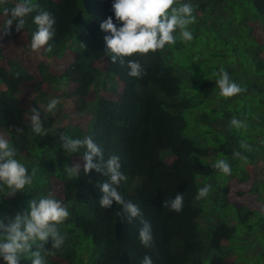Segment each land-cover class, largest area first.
Returning a JSON list of instances; mask_svg holds the SVG:
<instances>
[{
  "label": "trees",
  "instance_id": "trees-1",
  "mask_svg": "<svg viewBox=\"0 0 264 264\" xmlns=\"http://www.w3.org/2000/svg\"><path fill=\"white\" fill-rule=\"evenodd\" d=\"M20 2L0 6V135L16 148L32 183L14 195L0 184V213L14 217L29 210L31 199L63 201L70 215L57 227L65 243L40 249L46 264H140L146 254L153 264H264V0H178L174 7L198 6L188 26L193 39L183 41L177 30L175 44L125 57L123 65L106 53L110 33L100 28L109 16L115 22L113 0H29L34 11L17 32L3 9ZM42 11L56 21L51 52L30 46L33 18ZM131 59L142 64V78L128 75ZM221 68L244 91L221 96ZM48 96L71 103L67 122L47 111ZM32 108L47 132L42 137L32 129ZM233 118L247 126H231ZM199 123L206 126L202 138ZM61 134L92 136L105 159L119 156L127 179L118 191L151 223V249L139 243V220H122L115 202L99 206L96 184L108 177L85 174L84 149L66 152ZM208 155L214 157L199 159ZM220 159L231 175L212 167ZM77 162L80 174L70 179L64 166ZM205 185L209 195L197 200ZM177 194L184 196L179 213L163 207ZM31 259L22 254L20 264Z\"/></svg>",
  "mask_w": 264,
  "mask_h": 264
},
{
  "label": "clouds",
  "instance_id": "clouds-1",
  "mask_svg": "<svg viewBox=\"0 0 264 264\" xmlns=\"http://www.w3.org/2000/svg\"><path fill=\"white\" fill-rule=\"evenodd\" d=\"M7 2L8 0H0V6L6 5ZM177 3L178 0H113L111 10L115 16V22L113 17L109 16L100 23L101 30L110 33L104 36V41L106 53L110 54L111 61L113 63L119 61L123 65L125 57H132L137 53L145 55L163 49L166 44H175L174 33L177 30L183 41H191L193 33L188 30V26L195 23L196 18L193 12L198 6L184 3L174 7L173 5ZM3 10L7 16L10 14L7 21L8 27L15 21V30L21 32L25 28L26 17L34 11V6L29 0H23L14 7H4ZM33 23L37 26V30L32 33L31 49L39 51L47 45L46 51L51 52L53 49L49 42L55 36L54 17L49 12L42 11L35 15ZM127 67L130 77L142 78L145 75V70L138 60H128ZM218 75L220 78L216 84L221 96L233 97L244 91L241 86L230 79L228 72L223 68L220 69ZM58 103V99H51L47 104V111H54ZM31 112L30 120L34 133L41 137L46 135L40 112L36 108H32ZM230 124L237 129L247 126L235 118ZM16 131L22 133L23 129L17 128ZM60 139L63 142L61 147L68 153H77L82 148L84 149L83 171L85 174L95 170L97 173H102L104 177H108L107 180L96 184L102 194L99 206L109 208L115 202L121 206V211L117 215L122 220L126 219L128 223L139 220L141 225L138 232L139 243L144 248L151 249L154 246L151 223L144 219L138 204L126 200L118 191L121 182L127 179L121 171L119 156L110 155L105 159L103 147L89 135L83 139H73L61 134ZM241 147L248 148L249 146L242 143ZM16 151L9 140L0 135V184L11 189V195L32 183V176L29 175L28 169L14 158ZM234 155L243 161L247 160V157L239 152ZM212 167L225 175H231V166L223 159L216 161ZM64 168L68 178L71 179L79 176L81 163L65 165ZM210 190L211 185L198 189L196 199L206 198ZM183 202V194H177L174 199L164 200L163 207L179 213L183 209ZM69 215L63 201L52 196L41 198L39 201L31 199L29 210L18 212L14 217L0 213V260L4 264H20L21 255L30 253L31 264H46L40 249L44 248L49 241L53 249H60L64 245L66 237L60 234L57 226L63 223ZM34 247L36 250H33ZM140 264H153L151 256L144 255Z\"/></svg>",
  "mask_w": 264,
  "mask_h": 264
},
{
  "label": "rangeland",
  "instance_id": "rangeland-1",
  "mask_svg": "<svg viewBox=\"0 0 264 264\" xmlns=\"http://www.w3.org/2000/svg\"><path fill=\"white\" fill-rule=\"evenodd\" d=\"M54 98L58 99V98H56L54 96H48V97H46V100L48 102H50V100L54 99ZM58 100H59V103L57 104L56 109L53 111V115L56 118L57 122H59V123L67 122V119L65 118V114L64 113H65L66 110H68L71 107V103L69 101L68 102H64L61 99H58ZM201 116L210 118L209 114L201 115ZM196 128H197L196 129V133L199 134L197 137L198 138H202V136H204L203 132H204L206 126H203L201 123H199ZM213 131L214 130H212V133H213ZM207 136H210V135H207ZM243 138H245L246 141H249L250 139H252V141L258 140V136L256 138H251L250 136H247L246 134L243 136ZM209 140L211 142H213L215 140V135L211 134V137L209 138ZM213 157H214V155H208V156H205L204 158H199V159L210 160ZM260 162H262V161L260 160ZM243 214H245V211H243ZM243 214H241V216Z\"/></svg>",
  "mask_w": 264,
  "mask_h": 264
}]
</instances>
